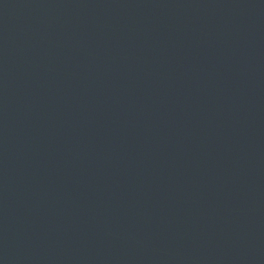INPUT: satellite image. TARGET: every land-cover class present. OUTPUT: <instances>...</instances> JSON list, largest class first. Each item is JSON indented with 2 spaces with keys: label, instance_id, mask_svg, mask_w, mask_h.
<instances>
[{
  "label": "water",
  "instance_id": "obj_1",
  "mask_svg": "<svg viewBox=\"0 0 264 264\" xmlns=\"http://www.w3.org/2000/svg\"><path fill=\"white\" fill-rule=\"evenodd\" d=\"M0 264H264V0H0Z\"/></svg>",
  "mask_w": 264,
  "mask_h": 264
}]
</instances>
